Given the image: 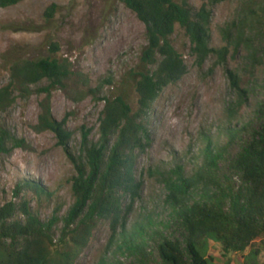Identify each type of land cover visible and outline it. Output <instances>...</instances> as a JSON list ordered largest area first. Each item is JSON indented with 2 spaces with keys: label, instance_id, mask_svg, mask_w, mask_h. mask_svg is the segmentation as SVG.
<instances>
[{
  "label": "trees",
  "instance_id": "obj_1",
  "mask_svg": "<svg viewBox=\"0 0 264 264\" xmlns=\"http://www.w3.org/2000/svg\"><path fill=\"white\" fill-rule=\"evenodd\" d=\"M22 1L0 0V7ZM119 1L145 27L146 45L138 69L128 74L137 94L134 111L122 96L99 98L96 91L104 84L111 85V79L101 80L92 88L66 57L19 59L8 67L9 80L0 87V113L12 104L15 91L25 94L31 85L45 82L39 89L45 96L33 128L54 132L62 144L69 134L64 122L51 115V90H66L70 84L79 83L85 88L83 94L104 101V106L98 118V139L91 142L84 132L83 156L72 158V203L64 215L57 217L55 213L42 221L22 202L18 208L21 219L14 216L13 203L0 207V264H75L100 221L107 222L110 235L98 264H122L120 256L131 257L135 264H215L208 254L209 242L220 244L223 256L245 252L243 264H259L258 257L264 251V102L256 109L257 126L250 129L248 139L227 162L228 171L237 176L235 184L220 173L222 152L211 144L202 150L201 164L190 175L180 164L152 171L164 188V202L179 227V238L164 236L157 228L148 231L150 217L128 228L126 217L139 196L134 161L137 150L142 151L148 143L149 109L159 93L187 70L184 56L172 45L171 36L178 28L184 32L199 65L211 53L224 62L230 49L232 54L243 49L245 60L251 64L264 62V0H244L239 19L224 32L225 45L217 49L208 44L211 13L205 4L193 9L187 0ZM55 9V4L48 6L43 18L51 19ZM228 76L237 98L227 110L234 112L244 104L248 92L240 86L238 72L228 71ZM248 128L244 124L238 132ZM231 134L235 136L236 130ZM9 141L22 145L0 127V151L6 150ZM23 190L36 196L50 195L39 184L25 180L16 184L15 196ZM126 198L128 204L123 203ZM154 239L155 257L147 248L148 240Z\"/></svg>",
  "mask_w": 264,
  "mask_h": 264
},
{
  "label": "rangeland",
  "instance_id": "obj_2",
  "mask_svg": "<svg viewBox=\"0 0 264 264\" xmlns=\"http://www.w3.org/2000/svg\"><path fill=\"white\" fill-rule=\"evenodd\" d=\"M187 1L193 9L205 4L211 13L209 47L217 49L225 45L224 32L239 19L244 0ZM51 4L56 5L55 12L51 19L45 20L44 11ZM171 43L184 56L187 70L176 83L159 93L147 114L148 143L142 151L137 150L134 161L139 196L132 202L126 225L129 228L137 221L147 222L150 217L148 231L157 228L164 236L179 238V227L164 202V188L152 171L180 164L190 175L201 164L202 150L211 144L222 152L220 173L235 184L237 176L228 171L227 162L248 139L250 129L258 124L256 109L264 102V62L251 64L245 60L243 49L234 54L230 49L224 62L211 53L199 65L190 42L179 28L171 36ZM145 45L144 24L119 0H23L8 8L0 7V87L8 82V67L16 60L66 57L92 88L101 80L111 79V85L104 84L96 91L99 98L122 96L134 111L137 94L128 74L138 69ZM228 71L238 72L240 86L248 92L244 104L234 112L227 110L237 98ZM44 85L45 82L31 85L25 94L15 91L12 104L0 113V127L11 138L22 141V145L9 141L6 150L0 151V207L13 203L14 216L23 219L18 208L26 202L32 213L47 221L55 213L57 217L64 215L72 203L71 179L75 175L72 158L83 156L84 132L87 140L98 139V118L104 101L83 94L85 88L79 83L70 84L66 90H51V115L64 122L69 134L62 144L54 132H38L33 128L45 96L39 89ZM244 124L250 128L239 133ZM233 130L235 136L231 134ZM24 180L39 184L50 195L36 196L23 190L15 196L16 184ZM123 203L128 204L129 199ZM59 227L60 223L55 227V235ZM109 235L107 222H98L75 264H98ZM155 241L147 243L148 252L154 257ZM208 254L215 264H243L246 255L229 252L223 256L221 245L212 242ZM119 259L122 264H135L129 256ZM258 263L264 264V251Z\"/></svg>",
  "mask_w": 264,
  "mask_h": 264
}]
</instances>
